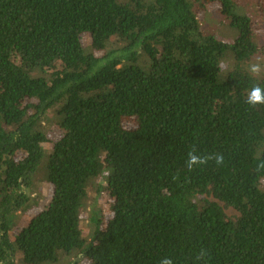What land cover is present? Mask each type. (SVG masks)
Returning a JSON list of instances; mask_svg holds the SVG:
<instances>
[{"label": "trees", "instance_id": "16d2710c", "mask_svg": "<svg viewBox=\"0 0 264 264\" xmlns=\"http://www.w3.org/2000/svg\"><path fill=\"white\" fill-rule=\"evenodd\" d=\"M140 1L0 0V264H264L252 17L238 0ZM210 3L233 41L203 27ZM193 148L224 162L190 171Z\"/></svg>", "mask_w": 264, "mask_h": 264}, {"label": "rangeland", "instance_id": "374dc122", "mask_svg": "<svg viewBox=\"0 0 264 264\" xmlns=\"http://www.w3.org/2000/svg\"><path fill=\"white\" fill-rule=\"evenodd\" d=\"M155 0H141L140 6H139V12L144 13L147 8L149 7V4L154 2ZM238 10L241 13L249 14L252 17L253 22V31L255 32V41L257 43L262 44V50L260 55H255V61H259L262 65V68H264V0H238ZM220 4L219 3H210L208 4L207 10H201L199 12V17L202 20L203 27L209 28L211 32H213L215 35L218 36V38L226 40V41H233L238 36V30L236 28H233L230 26L228 21L222 17L220 14ZM85 44H89L88 42V36L84 37L83 39ZM94 53L98 56H100L103 53V50L101 49H94ZM253 62V61H252ZM251 62V63H252ZM125 124L127 126H134L133 121L126 120ZM62 134V129L58 123H54L50 127L49 131V137L51 141H54L58 139ZM51 143H47L44 145V156L42 158V163L47 162L48 155L50 153ZM39 176L37 175L36 179H38ZM43 194L45 196L40 201V204L37 206H34L32 209L27 211L25 214H23L22 222H26L30 217L38 213L43 206L47 203L48 199L51 196L52 193V185L51 184H45L42 187ZM104 196V195H103ZM93 209H96L101 215L102 221H107L109 219V200L108 199H98L97 202L89 203L87 206V211H91ZM83 212L82 216V226L83 230L86 234L90 233L91 227L89 225L90 220L88 216V212Z\"/></svg>", "mask_w": 264, "mask_h": 264}, {"label": "clouds", "instance_id": "9594fccd", "mask_svg": "<svg viewBox=\"0 0 264 264\" xmlns=\"http://www.w3.org/2000/svg\"><path fill=\"white\" fill-rule=\"evenodd\" d=\"M264 70L259 61L252 62L249 64L247 71L253 76H259V74ZM246 102L255 107L257 105H264V86L260 84H254L247 93ZM210 160H214L215 164L221 165L224 162V157L222 154H211V155H200L195 148L191 149L187 153V159L185 165L188 170H192L194 167H199L208 164ZM207 256V251L201 249L197 253V260H204ZM159 264H174L171 257H164L160 260Z\"/></svg>", "mask_w": 264, "mask_h": 264}]
</instances>
